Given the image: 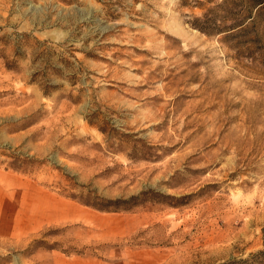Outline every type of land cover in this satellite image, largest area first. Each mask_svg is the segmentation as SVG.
I'll use <instances>...</instances> for the list:
<instances>
[{
    "label": "rangeland",
    "instance_id": "374dc122",
    "mask_svg": "<svg viewBox=\"0 0 264 264\" xmlns=\"http://www.w3.org/2000/svg\"><path fill=\"white\" fill-rule=\"evenodd\" d=\"M0 264H264V0H0Z\"/></svg>",
    "mask_w": 264,
    "mask_h": 264
},
{
    "label": "trees",
    "instance_id": "16d2710c",
    "mask_svg": "<svg viewBox=\"0 0 264 264\" xmlns=\"http://www.w3.org/2000/svg\"><path fill=\"white\" fill-rule=\"evenodd\" d=\"M198 26V25H197ZM201 31H203L204 33H206V34H210L211 33V31H206V28L205 27H202V26H199L198 27ZM47 90H48V88L45 86V89H44V93L45 94H47Z\"/></svg>",
    "mask_w": 264,
    "mask_h": 264
}]
</instances>
